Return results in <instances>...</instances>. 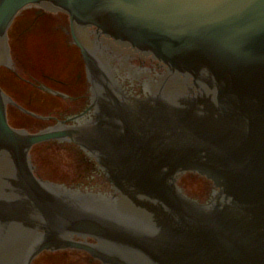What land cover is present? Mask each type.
<instances>
[{"label":"water","instance_id":"water-1","mask_svg":"<svg viewBox=\"0 0 264 264\" xmlns=\"http://www.w3.org/2000/svg\"><path fill=\"white\" fill-rule=\"evenodd\" d=\"M30 5L69 15L96 114L30 133L9 122L13 100L0 87V264L63 249L104 264H264V0H0V64ZM112 47L157 61L165 76L125 66L149 92L128 96ZM55 140L86 150L111 196L38 176L30 151ZM37 164L55 180L80 177L63 145Z\"/></svg>","mask_w":264,"mask_h":264},{"label":"flooded vegetation","instance_id":"flooded-vegetation-1","mask_svg":"<svg viewBox=\"0 0 264 264\" xmlns=\"http://www.w3.org/2000/svg\"><path fill=\"white\" fill-rule=\"evenodd\" d=\"M22 20L25 22H31V24L44 23L46 28H51L54 30L58 37L63 40L66 48L71 51H79V66L77 67V72L72 75L56 76L52 73H46L44 70L38 72L37 70H31L26 67L24 60L15 53L11 41L15 35V24L16 22ZM14 28V29H13ZM9 54L10 61L8 66H0L4 69V72L8 76L13 78L16 85L22 92V95L27 97L30 101L23 103L17 97V93L10 90L2 80H0V86L4 91L10 95L16 104L8 105V119L9 122L17 128H24L29 131H39L45 129L53 124H56L59 120H64L68 123L84 124L91 121L96 114V109L92 107L93 105V91L92 84L87 76L85 64L80 54V50L72 42V34L70 32V19L69 16L64 12L50 11L45 8L38 6H29L24 9L18 17L13 22L9 30ZM109 55V52H107ZM137 56L133 60L134 56ZM132 59L129 63H132V67L136 69H147V72L160 70V65L151 59L144 58L139 54L130 55ZM113 67L117 73V77L126 90V94L130 97H143L144 91L138 88V85L134 88V81H129L126 79V75L119 74L126 73L127 70L122 66L119 61L114 62ZM13 76H12V75ZM11 80L13 83L14 81ZM15 86V85H14ZM45 103L47 110L39 109L32 106V104ZM21 107L39 115H33L23 110ZM33 107H35L33 109ZM60 143V142H56ZM66 145L67 150L74 156L77 163V173L78 174H98L97 168L95 166L94 159L88 154V152L82 149L78 145L63 143ZM64 145V146H65ZM51 145L39 144L34 146L31 155L36 161L42 152ZM37 171L38 168H37ZM39 173V172H38ZM100 174V173H99ZM78 183L77 181H75ZM81 183L86 185L90 183L86 177L82 176ZM81 185V184H79ZM82 186V185H81ZM87 254L85 252L70 251V250H60V251H47L42 253V255L49 256H61V257H82L89 261L91 264H101L95 261L91 256L87 254L88 257H84ZM83 255V256H82ZM37 258V260L40 258ZM36 260V261H37ZM96 262V263H94Z\"/></svg>","mask_w":264,"mask_h":264},{"label":"rangeland","instance_id":"rangeland-1","mask_svg":"<svg viewBox=\"0 0 264 264\" xmlns=\"http://www.w3.org/2000/svg\"><path fill=\"white\" fill-rule=\"evenodd\" d=\"M14 27L15 35L11 44L15 53L24 60L26 67L38 72L44 70L46 73H52L56 76H65V74L68 76L77 72L79 51L72 49L69 51L54 30L44 28L41 22L36 24L16 22ZM0 80L10 90L17 93L20 101L23 103L30 101L22 95L21 90L16 86L19 83L16 84L13 78H10L2 68H0ZM40 104H32V106L36 105L35 107L39 109L47 108L45 103Z\"/></svg>","mask_w":264,"mask_h":264}]
</instances>
